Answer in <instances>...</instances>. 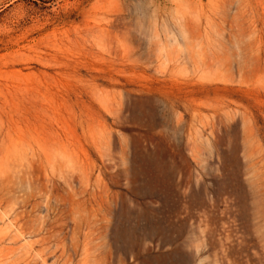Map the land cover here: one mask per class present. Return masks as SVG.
Returning a JSON list of instances; mask_svg holds the SVG:
<instances>
[{"label":"rangeland","instance_id":"374dc122","mask_svg":"<svg viewBox=\"0 0 264 264\" xmlns=\"http://www.w3.org/2000/svg\"><path fill=\"white\" fill-rule=\"evenodd\" d=\"M0 264H264V0H0Z\"/></svg>","mask_w":264,"mask_h":264}]
</instances>
